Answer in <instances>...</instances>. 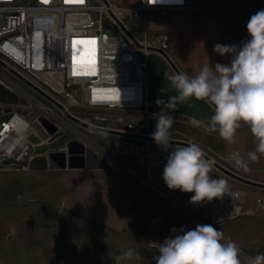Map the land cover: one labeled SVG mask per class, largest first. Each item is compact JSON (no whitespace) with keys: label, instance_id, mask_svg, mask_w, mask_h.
<instances>
[{"label":"built area","instance_id":"built-area-1","mask_svg":"<svg viewBox=\"0 0 264 264\" xmlns=\"http://www.w3.org/2000/svg\"><path fill=\"white\" fill-rule=\"evenodd\" d=\"M155 2L140 0L135 5H122L114 0H84L82 4L66 3V0H48L47 3L44 0H0V61L3 63H0V84L27 105L25 109L0 108V165L27 166L40 155L49 157L52 154L42 152L45 141L34 137V120L30 116L33 113L59 119V114L66 115L59 103L68 113L91 125L135 135L99 132L82 125L85 131L113 137L109 148L83 131H75L76 138L108 161L112 169L127 172L197 223L217 228L229 219L256 211L264 214L263 195L255 199L254 208H248L244 190L230 183L226 178L236 180L215 166L209 176L225 179L230 190L221 199L193 204L190 197L194 193H180L165 184L163 170L167 157L175 146L183 145L170 142L171 147L165 150L152 139L156 126L153 114L159 112L148 107L145 93L147 58L155 51L153 47L169 54L171 34L167 29L149 31L148 13L158 11L168 18L172 11L222 9L199 0ZM128 21L142 26L143 35L139 36ZM77 45L88 53L87 59L79 64L73 61V50ZM74 70L80 74L74 75ZM94 96L104 98L94 99ZM77 109L88 110L92 116L84 119L75 113ZM170 139L176 138L170 136ZM233 154L242 158L231 152L217 160L239 173L237 170L243 168L236 166ZM123 158L133 159L135 166Z\"/></svg>","mask_w":264,"mask_h":264},{"label":"rangeland","instance_id":"rangeland-1","mask_svg":"<svg viewBox=\"0 0 264 264\" xmlns=\"http://www.w3.org/2000/svg\"><path fill=\"white\" fill-rule=\"evenodd\" d=\"M114 1L119 4L125 2L124 0ZM199 1L211 4L209 1ZM202 12L172 11L166 19L160 12L150 11L148 13V30H169L172 35V46V43L181 44L182 41H185L188 38L189 30L193 29V40L196 43L195 25ZM221 12L227 13L228 10L224 8ZM128 25L139 36L143 35L142 26L138 23L128 21ZM171 51L173 49H170L169 54ZM3 106L6 110L27 107L17 94L0 84V108ZM75 113L86 119H90L92 116L88 110L84 109H77ZM32 114L30 117L34 120L33 135L36 139H44L45 144L41 149L42 152L50 151L52 154H59L55 157L52 155L54 158L52 163L58 166L63 165L65 161L67 167L74 170L93 168V159L87 152L90 148L76 138L75 131H83L95 142L109 146V148L114 141L111 136L85 131L81 124L70 120L66 115L59 114V119L46 117L50 122L47 127L42 121L43 115ZM174 119L172 128L169 130L172 137L197 143L204 151H208L205 145H210L222 156L229 154L231 145L220 138L218 131L210 130L205 124L195 125L190 121V117ZM73 142H77L81 147H73ZM40 157L37 159L38 163L43 160ZM123 159L135 166L133 159ZM14 167L18 166L0 165V169L7 168L10 171ZM103 169L116 176L120 175L119 179L112 177L117 180L110 182L107 187L109 192L115 190L113 184L118 185V183L128 191L122 199L125 201L126 218L122 211L113 216L99 212L95 213L94 221L84 222L69 217V215L56 213L53 203H29L26 195L28 184L23 182L22 174L1 172L0 170V264H116L115 257L129 248L139 251L143 259L121 261L120 264H155L153 257L158 255V243H162L171 234L172 229L179 230L183 227L185 230H193L197 225H201L171 207L127 172L115 170L112 167ZM214 173L219 174V171ZM128 177H131L134 184ZM226 179L241 187L247 197H253L252 192L258 190L254 186ZM133 185H136L134 188L137 195L131 192ZM81 186L82 183L79 181V187ZM94 192L97 195H102L101 190L97 189L95 184ZM252 215L264 216L259 211ZM153 218H156L157 221L153 222ZM238 218L240 217L224 221L217 226V229L224 234L226 240L231 239L237 244L241 249L242 264H247L245 257L252 258L260 254L257 252L254 256L251 252L256 245L259 247L261 245H247L245 236H235L237 231L243 235L246 232V220L235 221Z\"/></svg>","mask_w":264,"mask_h":264},{"label":"clouds","instance_id":"clouds-1","mask_svg":"<svg viewBox=\"0 0 264 264\" xmlns=\"http://www.w3.org/2000/svg\"><path fill=\"white\" fill-rule=\"evenodd\" d=\"M246 29L248 38L240 45H214V51L220 56H231L229 64L204 66L195 76L184 72L165 73V79L177 94L169 96L167 101H156L161 111L153 114L156 126L151 135L158 146L165 150L171 147L169 130L175 119L169 112L176 111L178 104L195 98L214 106L207 125L210 130L218 131L221 139L232 144L237 129L242 123L246 124L257 142L248 158L257 162V153L264 155V9L250 16ZM196 123L203 125L204 122ZM205 157L203 149L189 141L186 146H175L171 150L163 170L167 187L194 193L190 197L193 204L221 199L230 191L225 179L209 176L212 162ZM233 158L237 167L248 170L242 158L237 154H233ZM157 252L153 257L155 264H242L241 249L211 224L197 225L193 230L172 229L171 234L158 243ZM133 259H143L133 248L115 257L116 264ZM245 259L247 264H264V253Z\"/></svg>","mask_w":264,"mask_h":264},{"label":"crops","instance_id":"crops-1","mask_svg":"<svg viewBox=\"0 0 264 264\" xmlns=\"http://www.w3.org/2000/svg\"><path fill=\"white\" fill-rule=\"evenodd\" d=\"M124 1L122 5H135L140 0ZM205 1H209L221 9L226 8L228 12L203 11L195 25L196 43L193 40V29H191L188 32V38L182 41L181 44L172 43L171 49L173 51L170 52L171 55L169 54L180 69L190 76L197 75L204 66L214 67L216 63L229 64L231 56H220L214 51V45L217 43L240 45L242 41L248 38L246 25L250 16L258 10L264 9V0ZM166 23H168L167 20ZM147 61L145 93L148 107L152 111L160 112L161 106H157L156 101H167L169 96L177 94L176 90L171 87L170 82L165 79V73L169 75L176 73L166 59L156 51L150 53ZM213 113L214 107L210 103L204 100H196L195 98H190L178 104L176 111L169 112L174 117L193 118L192 122L195 125H200L196 121H203L206 126L209 125L210 117ZM234 141V143L230 144L229 153L240 154L245 163H247L248 170H242L244 171L243 175L264 183V155L257 153L259 156L257 162H252L248 158V153L255 151L257 143L248 125L241 124V127L237 129ZM205 146L208 149V151H205L211 156L216 159L222 157L212 146ZM40 156L38 157L43 160L39 163L37 162L38 157H36L27 166L17 165L18 167H14L11 171L7 168L0 169L1 172L22 174L24 177L23 182L28 184L26 195L29 203H53L55 204L56 213L69 215V217H74L84 222L94 221L95 213L98 214L99 212L113 216L122 211L126 218L125 201L122 199L127 194V189L118 183V185L113 184L116 189L112 192L107 190L110 182L120 178L119 174L116 176L103 168L74 170L71 167L53 164L46 155ZM128 179L134 184L131 177H128ZM79 181L82 183L81 187H79ZM94 184L97 189L101 190L102 195L95 194ZM134 187L136 185H133L131 192L137 195ZM178 191L183 193L180 190ZM252 193L253 197L246 196L245 202L248 208H254V196L256 198L260 195L264 196V189L258 188L257 191ZM239 219L246 220V232L243 235L240 231H237L235 236H245L247 245H261V247L257 245L254 247L253 252H251L254 256L257 252L264 253V216L248 214L241 216L235 221Z\"/></svg>","mask_w":264,"mask_h":264},{"label":"water","instance_id":"water-1","mask_svg":"<svg viewBox=\"0 0 264 264\" xmlns=\"http://www.w3.org/2000/svg\"><path fill=\"white\" fill-rule=\"evenodd\" d=\"M124 29L129 34V36L135 41V43H137L138 45H140V43L133 37V35L125 27H124ZM152 49L155 50V51H157V52H159V53H161L163 55V57L166 59V61L169 63V65L172 67V69L175 71L176 74H178L180 72H183L180 69V67L175 63V61L172 59V57L169 54H167L166 52H164L161 49L156 48V47H153ZM0 63H2V62L0 61ZM20 77H22V76H20ZM23 79L26 80L28 83H30L27 79H25V78H23ZM30 84H32V83H30ZM32 86H34L38 91H40L42 94H44L45 96H47L43 91H41L35 85L32 84ZM50 99L53 100L52 98H50ZM57 104L61 107V109L65 112L66 116L69 119H71L74 122L79 123V124H81V125L89 128L91 130H95V131H99V132H107V133H112V134H118V135H125V136H135V135H132V134H129V133H125V132H121V131H118V130H115V129H109V128H103V127H97V126L91 125V124H89V123L81 120L80 118H78V117H76V116L71 115L70 113H68L65 110V107L63 105H61L59 103H57ZM211 106H213V105H211ZM42 121H43V123L47 127H49L50 122L46 118H42ZM170 140H171V142L178 143V144L183 145V146H186L188 144V142H189V141L180 140V139H170ZM87 152L91 155V157L93 159V162H94V165H92L93 168H108V167L110 168L111 167V164L108 161H106L104 158H102L100 156H97V154L93 150L88 149ZM204 152L206 154V157L205 158L208 159V160H210L212 162V164L218 170H220L221 172L225 173L226 175L230 176L231 178H233L236 181H239L241 183H244V184H247V185H250V186H254V187H258V188L264 189V183L263 182H260V181H257V180L248 178V177H246V176H244L242 174H239L237 172L232 171L231 169H229L226 166H224L221 162H219L215 157L211 156L206 151H204ZM52 155L53 154L49 155V160L51 162L54 159ZM61 166L62 167H66L67 166L66 165V162L64 161L63 162V165H61Z\"/></svg>","mask_w":264,"mask_h":264},{"label":"bare ground","instance_id":"bare-ground-1","mask_svg":"<svg viewBox=\"0 0 264 264\" xmlns=\"http://www.w3.org/2000/svg\"><path fill=\"white\" fill-rule=\"evenodd\" d=\"M116 2V1H115ZM87 52H84L80 45H77L76 48L73 50V55L75 56V62L77 64L85 61L87 59ZM85 119V118H84ZM234 167L235 165L232 164ZM214 168V165L212 164V169ZM239 173L243 174L242 170H237Z\"/></svg>","mask_w":264,"mask_h":264},{"label":"snow or ice","instance_id":"snow-or-ice-1","mask_svg":"<svg viewBox=\"0 0 264 264\" xmlns=\"http://www.w3.org/2000/svg\"><path fill=\"white\" fill-rule=\"evenodd\" d=\"M45 3L48 2V0H44ZM66 3H84V0H66ZM92 43H95L94 41ZM73 61H75V56L73 55ZM80 73H77L75 70H74V75H78ZM94 99H103L104 97H99V96H94L93 97ZM108 99H113V97H108Z\"/></svg>","mask_w":264,"mask_h":264},{"label":"trees","instance_id":"trees-1","mask_svg":"<svg viewBox=\"0 0 264 264\" xmlns=\"http://www.w3.org/2000/svg\"><path fill=\"white\" fill-rule=\"evenodd\" d=\"M73 147H81L77 142H73ZM59 154H57V153H55V154H53V156L55 157V156H58Z\"/></svg>","mask_w":264,"mask_h":264}]
</instances>
